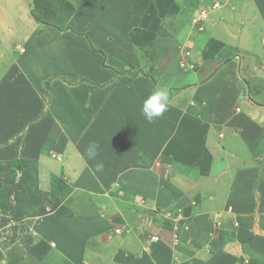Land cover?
Returning a JSON list of instances; mask_svg holds the SVG:
<instances>
[{"label": "crops", "instance_id": "0c3cea01", "mask_svg": "<svg viewBox=\"0 0 264 264\" xmlns=\"http://www.w3.org/2000/svg\"><path fill=\"white\" fill-rule=\"evenodd\" d=\"M105 1H101L100 8L109 6ZM109 1L121 6H114L117 25L101 24L93 13L86 15L84 23L80 24L77 19L80 8H77L68 26L59 29L35 19L32 14L34 0H19L13 6L8 5L6 12H1L5 33L18 37L14 44L10 40L3 54L14 52L12 55L18 54L19 59L10 63L0 85L4 80H12L18 81L19 86L7 90L9 94L0 92V194L11 180L14 160L38 162L39 187L57 196L62 208L39 213L33 218V225L34 222L42 223L38 231L49 243L44 261L50 264H64L65 261L68 264H264V214L259 215L258 222L252 219L258 200L256 194L260 202L264 200V156H255L263 154L264 147L259 151L235 147L226 131L229 128L231 133H247L251 121L260 114L264 116V8L247 11L246 16L257 15L244 27V37L238 39L241 48L251 53L248 66L241 68L238 75L233 72L226 76L219 72L211 74L196 90L197 100L203 96L210 100L217 98L215 112L222 105L226 114L231 115V121L225 126L222 121H216L218 114L214 113L209 133L204 121L194 120L205 128L200 143L191 140V145L198 147L208 141L207 146L204 144L212 155L208 169L205 172L197 169V172L190 167L189 160L183 162L187 156H181L183 164L177 165L176 176L173 174L168 179L165 176L160 184H155V180L149 179L152 174L139 168V159L131 150L129 156H116L118 149H111L113 155L105 156L100 154V150L108 148L105 144L99 146L95 160H88L85 147L90 140L86 143L80 139L91 135V128L104 121L106 106L102 104V87L112 78L108 74H113L119 82L116 70L128 62L132 66L140 62L129 21L133 9L140 10L134 0ZM215 27L225 31L222 25ZM232 27L229 23L228 38L234 46L237 35ZM42 35L47 36L44 42L38 39ZM213 36L224 41L219 35ZM223 38L227 37L223 35ZM64 40L100 55L98 63L93 64L92 56H79L89 59L88 62L84 60V65L78 68L66 67L67 60L56 52L62 49L59 41ZM115 42L120 43V49L115 48ZM104 60L107 67L103 66ZM208 99L204 102H209ZM239 107L244 113L241 121H245L237 125L233 120L241 114L236 110ZM44 143L50 145L54 156L45 155ZM218 154L232 156L234 161L220 170V174L215 172ZM131 156L137 166L133 171L136 177L128 179L126 184L131 197L120 194L125 188L118 189L117 197H113L114 183L110 178L125 174V164L127 160L130 162ZM96 163H103L102 172L95 171ZM126 175L132 177L129 171ZM179 181L187 187L181 186ZM138 196L150 200L151 207H142ZM136 205L137 208L128 209ZM172 208L174 210H170ZM165 211L162 223L166 231H157L159 240L154 241L155 218ZM178 211L182 212L180 217L176 214ZM13 218L0 206V236L10 229ZM119 225L121 230L116 232L115 227ZM258 226L262 231L258 232ZM231 231H234L238 251L240 249L238 254L225 247ZM1 239L0 264H25L29 258L25 262L20 260L25 252L19 244L4 245ZM209 247L215 249L211 251ZM52 256L54 263L47 260ZM40 263L42 261L37 259V264Z\"/></svg>", "mask_w": 264, "mask_h": 264}, {"label": "rangeland", "instance_id": "374dc122", "mask_svg": "<svg viewBox=\"0 0 264 264\" xmlns=\"http://www.w3.org/2000/svg\"><path fill=\"white\" fill-rule=\"evenodd\" d=\"M18 1L0 0V83L3 81L1 78L10 63L15 59H19L18 54L12 55L13 51V53L6 54V56L3 54V51H6L7 47L9 48L10 40L14 44L17 42L18 37L16 34L9 35V33H5L3 30L5 29V23L1 12H6L8 5L13 6ZM36 1L39 6L35 7L33 4L32 10H35V13L40 14L46 20L49 19L48 21L52 23L59 26L65 25V27L68 26V21L77 8H80L77 15L80 24L84 23L86 15L93 13L99 23L117 25L114 6L121 7L118 3L111 4L109 0H107L109 4L107 8H100L102 0H92L90 2L68 0L72 6L71 10L70 5L65 0ZM134 4L140 11L134 8V13L130 16L129 21L132 25V39L137 46V60L140 62H136L138 64L134 66L128 62V64L122 65V68L116 70V75L120 76L119 79H121L119 82L116 81L113 74H108V77L112 78L108 84L102 87V104L108 106V109L105 107L103 112L104 121L97 125L98 128L95 125L91 128L93 130L91 135L87 137L84 135L80 139L86 143L89 140V142H96L97 144L102 142L99 145L100 148L108 144V148L105 147L103 152L100 150V154L103 153L105 156L113 155L110 152L111 149H118L116 156H129L131 150L132 155L139 159V168L149 171L152 174L149 179L155 180V184H160L161 179H166L165 176H167V179L171 178L173 174L176 176L177 165L183 164L181 156H187L183 162L189 160L188 163L192 169H198L201 172L208 169V165L203 159L205 145L208 141L201 143L198 147L191 145V140L200 143L205 128L197 120L204 121L208 125L207 133H209L213 128L214 113L218 114L216 121H222L225 126H228L231 121V115L226 114V109L222 105L215 112L214 109L218 106L217 98L210 100L203 96L197 100L198 93L196 90L200 82L211 74L219 72V75L226 76L228 72H233L238 75L241 68H244L245 65L248 66L247 63L251 62V53L241 48L238 39L244 37L246 34L244 27L257 15L251 13L250 17L246 16L247 11L263 9L264 0H134ZM44 5L47 6V9L43 7ZM252 5L255 7H251ZM45 13H48L50 17L47 18ZM229 23L233 26L232 29L237 35L234 46L230 45L232 41L228 38ZM216 25H222L225 31L216 29ZM213 34L219 35L225 42L215 38ZM223 35L227 38L224 39ZM46 38L47 36L42 35L38 39L44 42ZM59 43L62 45V49L56 52L67 60L66 67L78 68V66L84 65V60L88 62L89 59H83L79 56H92L93 64L98 63L97 57L100 55H97V53L92 54L82 50L75 46V43L71 40L59 41ZM114 46L117 49L121 48L120 43L115 42ZM235 47L237 50L233 49ZM115 48H112V50L114 51ZM223 49L225 50L223 51ZM229 50L233 52L227 53ZM84 52L85 54H83ZM105 60L103 66L107 67ZM61 64L62 61L59 62V66ZM91 70L97 73L95 69L91 68ZM49 81L48 86H50ZM18 86V81L4 80L3 84L0 85V92L9 94L7 90ZM107 86L109 87L105 88ZM244 87L247 86L244 85ZM157 88L167 90L169 97L168 109L162 117L149 123L142 113V102ZM119 99L121 100L119 101ZM206 99L209 102L205 103ZM121 101L123 102L122 105ZM119 102V105H114V103ZM122 106L124 107L123 110H121ZM74 110L79 113L77 109L72 111ZM236 110L241 113L240 107ZM242 114L244 113L233 120L235 124L240 123ZM195 118L196 121H194ZM86 119L88 120V115H86ZM192 121L193 123H191ZM179 124H182V126ZM233 127L234 125L231 126V129ZM215 131L220 133L219 130L215 129ZM226 131L227 135L231 136L235 147L242 146L245 151L251 148L259 151L264 147V116L262 114L251 121L247 133L242 131V133H231L229 128ZM210 135L206 139L210 138ZM232 143L230 144L233 145ZM212 144L216 145L215 143ZM139 146L140 149H138ZM215 148L217 150L216 146ZM44 153L50 156L55 155L47 143H44ZM251 156H254V154ZM255 156H264V153ZM129 159L130 162L126 159L125 174L117 178H110L113 179L114 183L113 192L115 195L110 192L113 197H117V190L120 191L123 188L125 189L119 193L126 198L131 197L129 195L130 191L126 189V184H128V179L136 177V173H133V171L137 170V166L133 163L132 156ZM216 160L215 172L217 174H220L219 171L223 170L228 163L234 162L232 156H226L225 154H218ZM30 161L14 160L12 162L11 180L2 189L0 206L1 209L14 217V223L7 230V233L0 237L4 245L19 244V248H22L25 252L20 260L25 262L29 258L25 264H37V259L42 261L40 264H50V262L44 261L49 251V243L43 239L45 236L38 231L42 223L34 222L33 225V218L39 213L43 214L53 209L62 210V208H60V200L57 196L48 190H44V187H39L38 162ZM128 171L132 177L126 175ZM248 171L252 172L251 169H248ZM240 175L243 176L244 174ZM136 184H138L137 181ZM180 185L187 187L184 183H180ZM257 187H259V184ZM256 196L258 198L257 205L252 213L254 222H258L259 215L264 214V200L260 202L257 194ZM138 198L139 202L142 203V207H151L152 202L146 197L138 196ZM133 208H137V205L128 209L133 210ZM170 210H174V208ZM62 212L68 213V211ZM182 212L178 211L177 216L180 217ZM165 213L166 211L156 216L157 225H154L156 228L154 235L158 234L157 231L164 230L162 219L163 216H166L167 213ZM115 228L121 227L119 225ZM235 228L233 229L235 230ZM260 231L262 230L258 226V232ZM233 233L234 231H231L228 234L229 242L225 247L238 254L240 249L238 251L239 247L235 244ZM189 248H192V244ZM208 249L212 251L215 247H209ZM52 259H54L53 256L47 260L54 263ZM63 263L68 264V261Z\"/></svg>", "mask_w": 264, "mask_h": 264}, {"label": "clouds", "instance_id": "9594fccd", "mask_svg": "<svg viewBox=\"0 0 264 264\" xmlns=\"http://www.w3.org/2000/svg\"><path fill=\"white\" fill-rule=\"evenodd\" d=\"M168 92L165 88L154 89L142 102V113L149 123L162 117L168 109ZM88 160H95L99 154V145L96 142H90L85 148ZM103 163L95 164V171L102 172Z\"/></svg>", "mask_w": 264, "mask_h": 264}, {"label": "trees", "instance_id": "16d2710c", "mask_svg": "<svg viewBox=\"0 0 264 264\" xmlns=\"http://www.w3.org/2000/svg\"><path fill=\"white\" fill-rule=\"evenodd\" d=\"M65 2H67V4L70 5L71 10H72V6H71L70 2H69L68 0H65ZM34 6H35V7H36V6H39V4H38V2H37L36 0H34ZM34 6H33V7H34ZM43 7H44L45 9H47V6H46V5H44ZM32 14H33V16L35 17L36 20H38V21H40V22H42V23H44V24H46V25H51V26L57 27V28H59V29H65V28H66L65 25H63V26H59V25H57V24H55V23H52V22L48 21L49 19H48V20L44 19L40 14L35 13V10H32ZM45 15H46L47 18L50 17V15H49L48 13H45ZM234 80H235V81L237 80L236 77H234ZM203 159H204V161H206V165L209 166V164H210L211 161H212V155H211V153H210V151H209L208 149H205L204 154H203ZM21 161H24V162H27V161H28V162H31L30 160H25V159H22ZM202 169H203V168H202ZM37 171H38V170H37ZM203 172H205V170H204Z\"/></svg>", "mask_w": 264, "mask_h": 264}, {"label": "built area", "instance_id": "2783aa9c", "mask_svg": "<svg viewBox=\"0 0 264 264\" xmlns=\"http://www.w3.org/2000/svg\"><path fill=\"white\" fill-rule=\"evenodd\" d=\"M120 230H121V228H117V229H116V232H119ZM152 239H153L154 241H158V240H159V236L154 235V236L152 237Z\"/></svg>", "mask_w": 264, "mask_h": 264}]
</instances>
